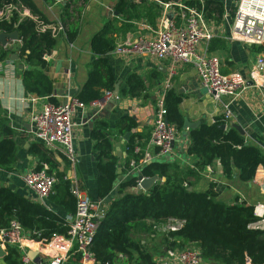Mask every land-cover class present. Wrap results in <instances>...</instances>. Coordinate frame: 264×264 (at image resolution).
<instances>
[{
    "label": "trees",
    "instance_id": "trees-1",
    "mask_svg": "<svg viewBox=\"0 0 264 264\" xmlns=\"http://www.w3.org/2000/svg\"><path fill=\"white\" fill-rule=\"evenodd\" d=\"M74 1L68 0L61 14V23L69 43L78 38L80 30L78 22H71ZM169 1L171 0H163ZM204 1L206 19L220 25L225 15L224 3L219 0ZM183 2L188 6H201L193 0ZM10 4L22 5L34 17L53 24L47 21L35 0H0V8ZM142 4L145 5L144 13L146 12L149 21H155L160 16L161 9L157 5L148 4L144 0ZM122 8H128L134 15L139 13V7L133 0H121L119 10L122 11ZM14 31H18L20 35L18 51L24 67L22 75L26 91L41 99L50 98V103L58 104L51 98L55 88L47 75L50 62L45 60V56L52 54L56 48L58 38L51 30L38 31L36 22L30 18L20 20L15 16L11 23L0 25V32ZM115 48L114 41L108 38L107 30L93 38L92 49L96 60L87 83L76 97L82 104L87 106L101 99L105 91H115L116 79L106 59ZM225 48L222 38L216 37L210 41V52ZM14 51L13 47L4 48L0 45V63L7 61L15 54ZM128 84L126 92L131 96L144 85L138 76L131 77ZM181 102L182 98L174 89L167 92V120L178 131L183 130L184 126L179 110ZM222 125H225L224 118H219L213 125L202 124L191 131L187 156L195 160L193 166L182 169L171 160L157 161L143 167L139 175L133 174L121 183L119 196L108 205L93 243L92 251L97 263L119 264V256H123L127 263L158 264L148 244H142V237H139L155 235L161 237L162 250L165 247L168 250L188 246L198 248L205 264H245L247 259L252 264H264V231L249 229V225L255 220L254 206L242 203L228 205L220 201L213 181L206 191L196 187L205 170L215 167L216 162H219L224 176L232 178L236 172L239 180L244 183L252 182L257 169L264 166V155L260 149L246 145L243 136L232 126L222 130ZM119 127L125 133L134 130L137 123L127 118ZM108 131L105 123H99L92 134L100 172L99 200L109 197L121 177L118 170L122 168V164L113 155V137ZM2 135L4 139L0 143V167H9L16 152L14 134L6 128ZM143 138L138 133L129 138L123 174L131 172V164L138 163L142 158L143 153H137L135 149L140 147ZM32 153L40 161L36 170L47 167L49 175L57 180L49 198L62 206L68 215L75 214L78 199L72 191L71 181L66 179V172H60L56 154L41 143L33 146ZM58 154L62 157L61 153ZM139 177H158L159 181L151 191L143 192L137 190ZM189 188H193V191L190 192ZM172 221H183L184 225L176 232L158 230ZM12 222L18 223L27 233H41L46 240H50L53 235H67L69 228L65 219L43 204L0 186V230H9ZM6 252L4 260L7 264H23L22 253L17 248L7 247Z\"/></svg>",
    "mask_w": 264,
    "mask_h": 264
},
{
    "label": "crops",
    "instance_id": "crops-1",
    "mask_svg": "<svg viewBox=\"0 0 264 264\" xmlns=\"http://www.w3.org/2000/svg\"><path fill=\"white\" fill-rule=\"evenodd\" d=\"M144 1L151 5H157L161 9L160 16L155 21L147 19L142 0H133L139 7L137 15L131 13L128 8H122L120 11L121 0L74 1L71 22H78L80 30L78 38L72 43L68 42L65 31L59 33L57 37L58 43L51 54L52 59L47 72L55 88L54 94L51 96L52 99L59 104L64 103L68 98L77 97L85 86L96 60L92 49V40L101 31L107 30L108 38L113 40L117 47L119 44L135 40L140 34H150L151 37H154L150 31H157L161 28L164 16L170 19L174 18V9L170 6L176 2L172 0L169 2H163V0ZM219 1L225 5L223 22L217 25L213 20L206 19V21L215 35L214 38H222L226 48L210 52V42H202L199 52L202 55L218 57L222 63L223 74L238 72L249 79V73L257 61L264 59V44L251 46L240 41L230 40L237 2L235 0ZM35 2L47 21L53 24H62L61 14L68 0H48V2L35 0ZM175 19L173 20L175 21ZM20 44L21 42L10 43L7 48L13 47L15 54L19 55ZM115 49L106 56V59L116 79L115 87L116 85L119 87L118 97L120 100L111 102L102 111H95L90 106L85 110H77L73 120L77 124L74 146L77 155H79V163L74 172L71 171L62 153V157L55 153L56 160L60 163V172H66V176L72 178V182L76 181L80 185L84 197L92 201H100L98 198L100 172L97 168L95 141L92 138L93 131L99 123H105L108 126V132L113 137V155L122 164V168H119L121 169L119 183L105 199L108 204L118 198L121 183L131 176L129 172L123 174L128 157L127 142L129 140L126 141L125 136L127 134L132 136L134 133L143 135L139 153H143L142 155L145 152L156 154V149L151 143L156 99L168 80L171 81V89H174L182 98L179 110L184 122L186 120L192 124L198 123L197 127L202 124L213 125L217 119L223 118L225 107L228 106L233 118L231 126L235 124L242 127L245 131V135L242 136L246 145L260 149L264 155V87L253 85L250 82L249 87L239 97L226 96L218 102L211 93L202 88L198 72L192 64L177 65L175 74L171 77V62H159L149 56L119 57L115 54ZM15 65L16 70L0 72V143L4 139L3 130L9 128L14 134L16 144L13 163L9 167H0V186L38 202L36 195L30 192L23 182V177L30 171L36 170L40 163L39 158L32 153L33 146L40 143L32 133L31 116L34 110L33 104L29 100L37 98L39 102L36 106L38 107L43 102H50V98L41 99L29 94L23 83L22 70L19 68L22 65L20 58L15 62ZM133 76L140 77L144 85L139 89L140 91L131 96L126 91L129 88V80ZM127 118L133 119L137 123V127L132 131L122 133L119 126ZM191 131L184 129L178 131L174 145L175 155L170 159L179 164L182 169L193 166L195 162L192 157L187 156ZM118 145H120L119 151L116 147ZM166 160L168 161V159ZM212 181L216 183L218 199L228 205L235 203L252 206L259 203L264 204V166L257 169L252 182L244 183L239 180L236 172L232 178L224 176L221 173L219 162H216L215 167L205 170L196 187L206 191ZM43 205L63 219L68 217L64 208L50 198L43 201ZM139 237H142V244L147 243L149 249L154 253L156 263L166 257L168 249L165 247L162 250L160 247L162 245L161 237L155 235H140ZM119 259L121 260L119 264H134L127 263L123 256H119ZM0 264H7L4 258H0ZM66 264H80L79 258L73 257Z\"/></svg>",
    "mask_w": 264,
    "mask_h": 264
},
{
    "label": "built area",
    "instance_id": "built-area-1",
    "mask_svg": "<svg viewBox=\"0 0 264 264\" xmlns=\"http://www.w3.org/2000/svg\"><path fill=\"white\" fill-rule=\"evenodd\" d=\"M201 6H188L182 0L174 3V18L166 16L163 18L161 28L157 31L151 30L150 34H140L135 40L119 44L115 54L119 57L149 56L159 62H171L172 77L176 66L189 63L197 70L203 89L211 93L216 101L223 97H239L250 85L264 87V59H259L246 79L238 72L228 75L222 72V63L215 55L200 54L199 49L202 42H210L215 35L208 26L204 12V0H193ZM232 28L230 40L240 41L251 46L264 44V0H239ZM17 16L20 20L24 18L33 19L40 32L51 30L55 37L64 32L62 24H48L31 15L30 10L22 5L10 4L0 8V25L11 23ZM51 54L45 56L50 62ZM15 62L7 60L0 64V72L16 70ZM171 89V81L168 80L165 88L156 99V113L154 126L151 133V143L156 149V154L145 152L138 163L131 164L130 175H139L146 165L153 162L171 159L174 154V145L177 140L178 131L175 125L167 120L165 99L167 92ZM114 92L105 91L102 98L89 105H84L76 97H71L64 103L43 102L38 107L39 100L31 98L33 114L31 124L33 135L36 140L46 149L54 153H62L68 162L72 172L79 163L74 146L75 129L77 124L74 116L78 109L85 110L92 107L95 111H102L111 102L119 101ZM227 128L231 126L232 114L225 107L223 114ZM135 151L140 152L136 147ZM1 174V170H0ZM72 182V178L66 177ZM138 181L137 190L145 192ZM26 188L36 195L37 200L45 201L52 195L56 178L49 175L48 168L33 170L23 177ZM72 191L78 199L77 210L73 215H68L65 222L68 225L67 235H53L50 240L43 238L41 233H27L22 227L12 222L9 230H0V243L4 250L7 247L17 248L22 253L23 264H66L71 258L78 257L80 264L96 263L92 251L93 243L98 234L108 203L104 200L92 201L82 195L80 185L72 182ZM255 220L249 225L253 231H264V204L254 206ZM184 225L183 221H172L168 225L158 228L159 231L170 233L176 232ZM29 252H37L35 259L29 256ZM158 264H205L201 252L194 246L183 249L167 250L166 257L159 260ZM245 264H252L247 259Z\"/></svg>",
    "mask_w": 264,
    "mask_h": 264
},
{
    "label": "water",
    "instance_id": "water-1",
    "mask_svg": "<svg viewBox=\"0 0 264 264\" xmlns=\"http://www.w3.org/2000/svg\"><path fill=\"white\" fill-rule=\"evenodd\" d=\"M172 1L178 3L181 0H172ZM239 4H240V2L238 1L237 2V6ZM17 42H20V35H19V32L18 31H14L12 33L0 32V45L2 47L7 48V47H9L10 43H17ZM10 59L12 61H15V62L16 61H19V55L12 54V56H10ZM19 68L21 70H24L23 65H20ZM115 88L116 89L114 91V94H115V96H119V87H118V85H116ZM197 126H198V123L197 124H192V123H189L188 121L185 120L183 129L185 131H190V130L195 129ZM232 127L235 128L236 130H238V132L241 135H245V131L239 125L233 124ZM221 129L222 130H226L227 129V126L226 125H222ZM130 136H131V134H127L125 136V140L127 141ZM116 147H117V150L119 151L120 150V145H118ZM169 160L170 159H168V161ZM120 173H121V169L118 170V174H120ZM139 180H142L141 181V187H142V189L145 192L151 191L152 188L154 187V185L159 181L158 177H153V178H143V177H139ZM165 180L166 179L164 178L163 181H165ZM188 190L191 192V191H193V188H189ZM38 203L39 204H43V201L42 200H38ZM37 254H38L37 252H29V256L32 259H35V257H36ZM6 255H7V252H6V250H4L2 248L1 243H0V258H5Z\"/></svg>",
    "mask_w": 264,
    "mask_h": 264
}]
</instances>
